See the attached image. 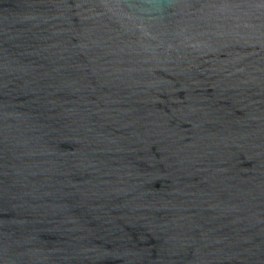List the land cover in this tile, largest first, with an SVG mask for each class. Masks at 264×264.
Segmentation results:
<instances>
[{
  "label": "water",
  "instance_id": "1",
  "mask_svg": "<svg viewBox=\"0 0 264 264\" xmlns=\"http://www.w3.org/2000/svg\"><path fill=\"white\" fill-rule=\"evenodd\" d=\"M0 264H264V0H0Z\"/></svg>",
  "mask_w": 264,
  "mask_h": 264
}]
</instances>
